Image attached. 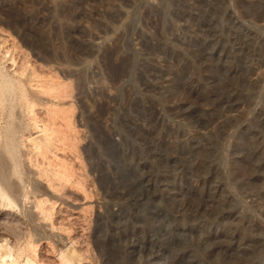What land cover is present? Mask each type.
Wrapping results in <instances>:
<instances>
[{
	"label": "rangeland",
	"instance_id": "obj_1",
	"mask_svg": "<svg viewBox=\"0 0 264 264\" xmlns=\"http://www.w3.org/2000/svg\"><path fill=\"white\" fill-rule=\"evenodd\" d=\"M0 264H264V0H0Z\"/></svg>",
	"mask_w": 264,
	"mask_h": 264
},
{
	"label": "bare ground",
	"instance_id": "obj_2",
	"mask_svg": "<svg viewBox=\"0 0 264 264\" xmlns=\"http://www.w3.org/2000/svg\"><path fill=\"white\" fill-rule=\"evenodd\" d=\"M131 1V0H130ZM124 8V7H123ZM121 11H122V7H120V6H118V7H116V10H115V12L116 13H121ZM113 12V11H112ZM122 15V14H121ZM90 42V41H89ZM91 43H93V41H91ZM90 45V44H89ZM37 207H39L38 205H36ZM37 207H35V209L37 208ZM40 209V208H39ZM38 210V209H37ZM38 212H39V210H38ZM40 213H41V210H40Z\"/></svg>",
	"mask_w": 264,
	"mask_h": 264
}]
</instances>
